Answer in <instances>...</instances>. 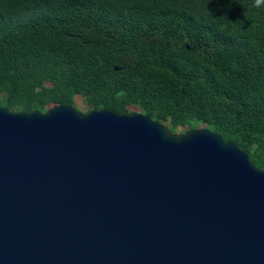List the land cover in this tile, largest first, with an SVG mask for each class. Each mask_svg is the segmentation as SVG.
<instances>
[{
  "label": "water",
  "instance_id": "95a60500",
  "mask_svg": "<svg viewBox=\"0 0 264 264\" xmlns=\"http://www.w3.org/2000/svg\"><path fill=\"white\" fill-rule=\"evenodd\" d=\"M0 264H264V170L205 127L0 107Z\"/></svg>",
  "mask_w": 264,
  "mask_h": 264
},
{
  "label": "trees",
  "instance_id": "16d2710c",
  "mask_svg": "<svg viewBox=\"0 0 264 264\" xmlns=\"http://www.w3.org/2000/svg\"><path fill=\"white\" fill-rule=\"evenodd\" d=\"M0 0V107L139 113L203 126L264 170V5Z\"/></svg>",
  "mask_w": 264,
  "mask_h": 264
},
{
  "label": "rangeland",
  "instance_id": "374dc122",
  "mask_svg": "<svg viewBox=\"0 0 264 264\" xmlns=\"http://www.w3.org/2000/svg\"><path fill=\"white\" fill-rule=\"evenodd\" d=\"M73 108L79 112L86 113V108H85L83 101H82V98L80 96H75ZM128 110L132 113H139V110L132 107V106H129ZM199 127H203V126H199ZM185 130H187V129L183 128V127H178L175 133H183Z\"/></svg>",
  "mask_w": 264,
  "mask_h": 264
},
{
  "label": "clouds",
  "instance_id": "9594fccd",
  "mask_svg": "<svg viewBox=\"0 0 264 264\" xmlns=\"http://www.w3.org/2000/svg\"><path fill=\"white\" fill-rule=\"evenodd\" d=\"M262 5H264V0H254L252 7L260 8Z\"/></svg>",
  "mask_w": 264,
  "mask_h": 264
}]
</instances>
